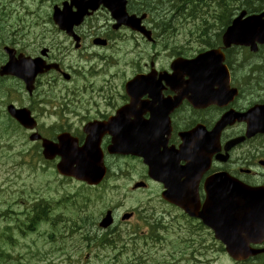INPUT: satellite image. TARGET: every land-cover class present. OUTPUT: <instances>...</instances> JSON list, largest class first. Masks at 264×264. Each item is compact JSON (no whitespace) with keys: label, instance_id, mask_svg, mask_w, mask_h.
<instances>
[{"label":"flooded vegetation","instance_id":"af4514ba","mask_svg":"<svg viewBox=\"0 0 264 264\" xmlns=\"http://www.w3.org/2000/svg\"><path fill=\"white\" fill-rule=\"evenodd\" d=\"M114 22L111 21L109 13L99 6L85 23L76 29L80 35L83 45L76 49V62L73 64L69 60L70 52L48 53L50 60L59 63L62 72L73 73V78L80 82L81 86H74L72 89L63 82L59 84L58 94H54L48 90L36 91L28 94L29 102H24L34 118L37 121L35 131L42 138L56 140L58 134L62 132H70L77 140L78 145L83 141V126L89 122H102L108 120L123 105V17L117 22L116 16ZM87 22H91L92 26L85 27ZM117 30L115 40L110 43L112 34ZM95 38H100L105 43L98 46L95 45ZM212 39V38H211ZM216 41L215 39H212ZM97 51L89 53L91 49L96 48ZM103 50L102 53L99 51ZM48 60V59H47ZM49 61V60H48ZM43 82H37V88ZM3 82H0L2 85ZM39 105V109L35 110V103ZM218 107L209 106L205 109L203 116H198L202 111L191 108V115L197 117V123H201L206 127L213 125L216 120V109ZM224 110L221 108V115ZM48 120H45V116ZM188 118L186 113H181L175 118V123L181 125L182 121ZM185 129V128H184ZM25 142L33 145L35 160L33 163H42L47 165L51 163L55 165L60 160V156H54V149L47 153L51 159H47L42 154L41 139L30 141L29 136L33 131L22 130ZM84 135V136H83ZM111 137L105 135L102 137L101 146L104 149L110 143ZM54 156V157H53ZM109 157L108 155H104ZM30 155H24L23 159L17 152L10 154L3 162L0 163V180L6 181V172L10 173L8 180L12 182L22 176H27ZM250 167L253 169L255 162L249 160ZM23 165V166H22ZM255 171H248L247 176H254ZM54 190V188H48ZM50 195L49 197H51ZM42 197L34 203H44ZM42 214V209H37L31 219L35 221Z\"/></svg>","mask_w":264,"mask_h":264},{"label":"water","instance_id":"95a60500","mask_svg":"<svg viewBox=\"0 0 264 264\" xmlns=\"http://www.w3.org/2000/svg\"><path fill=\"white\" fill-rule=\"evenodd\" d=\"M55 20L57 17L54 16ZM259 40H264V30L258 32L254 37ZM40 71V65L38 63H27L26 60L21 59L18 61H8L4 66L0 67V75L11 74L23 79L26 83L27 89H30L29 83L32 82L34 76ZM256 113V112H255ZM12 116L21 122L25 119L28 121V113L24 110L11 111ZM86 172L92 168H95L97 162L91 161H78L76 162ZM58 170L65 174H74L78 176V168L73 167L72 163H60L57 165ZM150 174L153 178H156L164 183L166 190L163 192V196L168 200L180 204L186 208L190 213L189 193L185 192L183 187L176 186L173 182L172 175L176 173H170L169 175L161 176L158 171V167L154 164H150ZM243 189L242 186L236 187L237 190ZM251 190L244 189V196H246ZM223 210L228 213L227 217H222L219 225L225 226V220L231 219L233 216L239 214L235 204L228 201L223 204ZM243 214L240 217L241 222L236 227V234L240 236L238 241H235L233 232L230 228L223 235L225 242H227V251L231 256L236 259L246 258L249 255L256 254L257 252H264V247L260 249H253L249 246L250 243H260L264 239V188H254L251 198L247 202V211L242 210Z\"/></svg>","mask_w":264,"mask_h":264},{"label":"rangeland","instance_id":"374dc122","mask_svg":"<svg viewBox=\"0 0 264 264\" xmlns=\"http://www.w3.org/2000/svg\"><path fill=\"white\" fill-rule=\"evenodd\" d=\"M10 0H5V4L9 7ZM44 5V3H43ZM13 6H16L15 3H13ZM161 6L163 7V9H168L166 11V13L164 14V16L162 18L159 19L158 23L159 25H161L162 27H167L169 26L172 21L174 20V18L176 17V15L179 13L180 10V5L176 4V5H172L169 7V4L162 2ZM17 7H20L19 5ZM169 7V8H168ZM13 27L12 29H16L17 31L19 30L20 27H22L27 19L23 18L19 15H14L11 19H10ZM50 38V35H48L47 40ZM216 39V38H213ZM264 70V68L262 69ZM6 83H9V80L6 81ZM4 85V83H3ZM2 134H0L1 136ZM257 144L256 142H253L249 145L246 146V148H251L252 145ZM39 163H35V165H38ZM6 181H4L5 183H11L12 180H8L9 176L11 175L10 173L6 172ZM18 181V179H15V182ZM0 183H3V181H0ZM68 187H73V189H78L79 187L76 188L77 183L75 181H71L70 183H67ZM121 189L120 188H112L110 191V194L108 195L109 197H111L112 200H115L118 196L119 193H121ZM54 190L51 189H46L44 192L39 193L37 195V198L35 201H39L40 198L42 197H49L50 195H53ZM128 202V206L127 207H133V206H137L139 207L142 203L145 204V195L140 191L137 194H129L126 199L123 201V204L125 205L126 201ZM133 203V205L130 206V204ZM143 207H147V205L145 204ZM155 209L158 212H164L165 210L160 206V205H156ZM166 216V215H165ZM169 217V216H166ZM132 224H134V222H132ZM91 232H94V229H91ZM207 238H209L207 236ZM89 239V237H88ZM27 240L31 243L36 244V246L38 248L41 249V253H34L31 254V251L29 248H26L24 245V241ZM209 242L212 244L213 247V252L209 251V253L207 254V257L202 259V263L203 264H234L231 259L221 253L220 251H216L215 245L212 242V240H209ZM74 244H76V241L73 242H69L68 248H66V246L64 247L65 250L63 249V251L61 252V250L57 249V251L52 252L53 250H51V246L52 244H47L42 242L40 239H38V236L36 235H32L31 237L28 236L26 238L24 237H18V239L15 240V242L13 243V254H21L24 257H32L35 261L37 257H40L41 260L37 261L39 264H44L46 262V257L48 255H51L53 257L56 256L55 262L52 263H48V264H99L97 263L98 258H102L103 257V253L102 252H98L95 250L94 246H91L89 249H84L83 250V258H79L75 255H71L69 253V250L71 252L76 251V248L74 246ZM31 248H34L33 246ZM97 255V257L95 256ZM104 261H107L109 264H119V263H114L116 262V260L114 261L113 259H108V258H103ZM27 258H22L21 262H27ZM179 264H183V263H179Z\"/></svg>","mask_w":264,"mask_h":264},{"label":"trees","instance_id":"16d2710c","mask_svg":"<svg viewBox=\"0 0 264 264\" xmlns=\"http://www.w3.org/2000/svg\"><path fill=\"white\" fill-rule=\"evenodd\" d=\"M178 5H179V4H178ZM216 39H217V38H216ZM216 39H215V40H216ZM208 40H210V37H209V36H206V37H205V40H204L205 43H207ZM211 40H212V39H211ZM251 261H252V259H251L250 261H248L247 263L244 262L243 264H252Z\"/></svg>","mask_w":264,"mask_h":264}]
</instances>
